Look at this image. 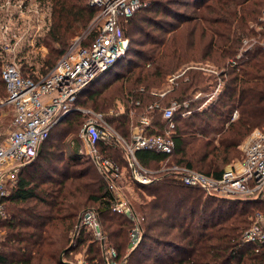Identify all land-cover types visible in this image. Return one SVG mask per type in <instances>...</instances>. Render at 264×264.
I'll list each match as a JSON object with an SVG mask.
<instances>
[{"label":"trees","instance_id":"16d2710c","mask_svg":"<svg viewBox=\"0 0 264 264\" xmlns=\"http://www.w3.org/2000/svg\"><path fill=\"white\" fill-rule=\"evenodd\" d=\"M43 1L50 9L43 39L49 50L43 63L51 67L72 37L88 26L96 8L88 0ZM147 1L158 7L163 18L150 22L137 15L148 9L145 4L122 26L129 37L126 53L136 60L127 61L123 56L114 61L110 70L125 67L127 71H116L105 82L103 76L94 80L77 96L75 104L101 113L127 139L130 110L136 115H150L151 129H162L165 122L161 111L147 108L158 100L151 90L177 72L181 64L199 56V63H210L221 70L223 88L218 97L197 109L198 104L193 105L188 93L197 85L206 91L203 84L167 92L160 99L163 106L172 100H187L193 111L187 116L180 112L174 115V147L170 154L138 149L135 156L145 167L168 160L220 177L223 165L237 157L242 139L254 128L264 131V51L260 44L264 41V0H193L197 13L192 17L172 11L171 0ZM143 22L154 25L161 34L145 30ZM176 22L186 25L178 28ZM135 33H141V38L133 39ZM245 38L257 41L245 47ZM131 41L137 46L132 48ZM238 54L236 63L231 64L229 59ZM121 78L114 94L100 98ZM0 88L6 95L1 73ZM117 97L124 103L123 111L113 109ZM235 109L238 116L231 120ZM83 121L82 113L70 112L51 128L36 156L20 169L0 219V264H66L81 249L88 264H104L99 241L82 224L77 225L89 202L95 204L116 258L121 260L126 253L132 222L112 210L113 194L101 173L93 170L94 161L72 149L80 146L78 133ZM68 135L67 142L56 139ZM68 148L71 150L67 152ZM99 148L119 165L126 164L122 148L102 142ZM136 186L140 199L137 211L142 216L140 240L121 264H264V245L256 249L242 238L252 212L261 207L257 201L207 195L165 173H159L149 184Z\"/></svg>","mask_w":264,"mask_h":264},{"label":"built area","instance_id":"2783aa9c","mask_svg":"<svg viewBox=\"0 0 264 264\" xmlns=\"http://www.w3.org/2000/svg\"><path fill=\"white\" fill-rule=\"evenodd\" d=\"M96 8V13L84 32L77 36L61 54L54 65L38 75H23L15 62H6L1 68V77L6 95L0 106L11 111L10 129L0 132V219L4 217L5 198L8 197L17 182L20 169L37 154L42 142L49 136L51 128L64 119L70 112H80L84 116L78 136L84 143V152L97 164L106 179L108 189L113 194L112 210L127 216L133 215L124 192L116 181L122 178L121 167L111 157L104 155L99 143L123 149L133 179L139 184L152 182L156 173H165L184 185L198 187L207 195L224 198H243L257 201L262 206L256 211L251 225L243 232V240L255 248L264 245V131L254 128L242 143V158L235 167L225 169L220 177H213L204 172L178 164L174 161L158 170H148L140 164L135 156L138 149H153L170 154L174 147V115L190 113L186 101L172 100L162 105L161 100L171 89H181L189 84V77L176 79L184 71L168 76L169 86L163 90H152L151 94L158 100L148 105V110L161 111L165 126L162 129H151V118L148 114L136 115L129 112L130 136L123 137L99 112L75 104L77 96L94 80L103 76L114 61L124 56L128 48V38L123 35V25L142 7V0H88ZM95 24V25H93ZM93 26L95 29L93 30ZM93 31L90 37V32ZM87 38V40H85ZM245 47L250 46L243 39ZM264 51V42L261 43ZM236 58L229 59L231 64ZM199 71L210 75L213 81L208 89V97L217 95L223 81L221 70L208 64L199 65ZM203 82V81H202ZM205 82V80H204ZM186 84V85H185ZM143 88H140L142 90ZM139 100L135 101V105ZM120 111L124 108L120 107ZM238 116L235 109L231 120ZM135 118V119H134ZM135 120L137 121L136 124ZM134 126V127H133ZM151 131V132H149ZM163 161V160H162ZM160 161V162H162ZM132 218V217H131ZM82 224L91 231L93 239L102 242L106 238L94 209L84 210L79 218ZM140 239V226L135 222L131 228L129 245L133 247ZM104 264H121L112 247L103 249ZM83 264H88L86 260Z\"/></svg>","mask_w":264,"mask_h":264},{"label":"rangeland","instance_id":"374dc122","mask_svg":"<svg viewBox=\"0 0 264 264\" xmlns=\"http://www.w3.org/2000/svg\"><path fill=\"white\" fill-rule=\"evenodd\" d=\"M142 2L143 3L145 2L147 7L148 6L149 7L146 10L144 9L143 12L142 11L139 12L137 15L149 18L150 20H148V21H150V22L153 20H160L161 17L163 18V16L160 14V11L156 10L158 7H153L152 4H150L147 0H144ZM193 3H194L193 0H171V2L169 3V6H170L172 11L178 13L179 15H183L186 17H192V16H195V14L197 13L196 9L192 5ZM137 15H135V17ZM167 19L169 21H171L170 17H168ZM90 22H89V24H90ZM49 23H50L49 5H48V3L44 2L43 0H0V70H1L4 63L15 62L19 66V68L21 69V73L24 76L29 75V74L38 75L39 73H43L49 67V65H45L43 63V60L47 57L48 50H49L48 47L43 42V39H44L46 32L48 30ZM93 25H95V24H93ZM141 25L145 30H148V31H150L152 33H156V34H161L160 31L154 27V25H149L146 22L141 23ZM177 25H178V28H182L186 24L183 22H178ZM92 29L94 30L95 27L93 26ZM84 31H85V29L82 30L81 32L78 31L72 37L69 44L77 36L81 35ZM86 32H84V34ZM123 34L125 36V31H123ZM131 36L133 39H135V38L140 39L141 33H135ZM245 39L247 40V44H251V45L253 43H256V41H257L255 39H253V41H249L250 39H247V38H245ZM85 40H87V38ZM263 42L264 41L260 42V44ZM136 44L137 43H135L133 41L130 42V46L132 48L137 46ZM124 56H125V59L127 61L128 60L129 61H132V60L135 61L136 60L135 57L131 54L126 53V54H124ZM125 63H126V61H125ZM205 64H210V63H205ZM199 65H203V63H199V56H196L195 61H191L188 63L181 64V66L179 67L177 72H175L174 74L180 73L182 71H184V73H187V74L186 75L182 74L181 76H179L176 79V81H181V80H184L186 77H189V80H188L189 84L188 85L185 84L186 86H189V85L194 86V83L199 84ZM116 71L124 73L127 71V69L125 67L113 68L111 70L109 69L106 73H104V75H103L104 78L102 81L105 82ZM169 76H170V74H169ZM167 78H168V76L165 77L164 81L161 84H159L158 86H156L152 90H163V89L167 88L170 84L168 82ZM164 82H165V84H164ZM121 83H122V78L120 80L114 81V83H112L110 86H108L103 91L100 98L114 94L113 93L114 90ZM157 87H159V88H157ZM188 94H189V98L191 99L193 105L198 104L196 108L200 109L201 106L202 107L206 106L212 100H215L218 97L219 93L217 95L213 96L212 98H210L209 101H207L206 99L208 98L207 97L208 92L207 91H199V85H197V88L190 89ZM4 96H5L4 88H2V90L0 88V102L4 98ZM119 100H120L119 97H117L116 98V105L113 109H116V108L118 110L120 109ZM185 101L188 103L187 108H188V110H190V113H191L193 111V107L191 106L192 104L190 103V101H187V100H185ZM89 106L92 107V105H89ZM93 107L95 108V105H93ZM98 107H99V109H104L101 106H98ZM84 108H88V107L84 106ZM88 109L93 110L92 108H88ZM93 111H95V110H93ZM110 111H112V109ZM95 112H97V111H95ZM11 116H12L11 111L8 107H6V106L1 107L0 106V132L2 134L8 132V130L10 129L9 119L11 118ZM116 131L119 132L118 130H116ZM119 133L121 134V132H119ZM246 137H244L239 144V147H238L239 153H238L237 157L230 159V161L227 164L223 165V171L225 169H228L229 167H232V168L235 167L240 162V160L242 158L241 146H242V143L244 142ZM56 139L58 141L63 139V140H65V142H67L68 140H70V135H68L67 137H60L59 136V137H56ZM79 141H80V146L79 147L72 146V149H77V150L80 149V150H82V152H84V147H85L84 143L80 138H79ZM52 142L44 144V147H46V148L49 147L51 144H53ZM70 150L71 149L68 148L67 152ZM79 154L87 156L90 159V161H92V159L90 158L89 155H87L85 153H79ZM61 162H59V164H61ZM169 163H170V161L164 160V161L160 162L156 167L150 166V167H146V168L148 170H151V171L152 170H158L161 166H164V165L167 166ZM93 166H94L93 170L94 171L96 170L97 172L101 173V175L103 176V174L99 170L97 164L93 162ZM121 167H126V168H124L121 172L122 178L116 182H117V185L120 186V189H122V191L124 192V195H125L126 199L128 200V204L130 205V208L132 210L133 215H131V216L125 215L132 222V226H131V228H132L134 226L135 222H137L140 225L141 220H142V216H141L140 212L137 211V205L140 202V199L138 197V189L136 186L137 184L138 185H142V184L137 183L133 179L129 168L127 167V164H124ZM158 174L159 173H156L155 175H153V177L156 176L154 178H157ZM103 178L106 181L104 176H103ZM106 184H107V182H106ZM147 184H149V183H147ZM144 185H146V184H144ZM227 199H243V198H227ZM90 208L95 209V204L92 202H89L88 207H86L82 211L90 209ZM261 209H262V206L260 208H256V210H254L252 212L251 216L249 217V219H250L249 225H251L252 220L254 219V215L256 214V211L261 210ZM82 211H81V213H82ZM100 226L102 228L101 224H100ZM103 231L105 232V235H106V238L104 241L105 245H102V242L99 241V243L101 244V247H103L102 248V254L104 252L103 249L106 247H112L115 250V247L110 242L107 243V239L109 237L108 232L105 229H103ZM130 232H131V230H129V236H130ZM96 241H98V240H96ZM134 246L130 247L129 242L127 243L126 249H125L126 253L121 258V260H119L120 262H124V261L126 262V254L129 253V251L131 249H133ZM82 250L83 249H81L78 252H75V254L72 255V258L70 260L71 263L83 264V261L85 260L86 256L84 254V251H82Z\"/></svg>","mask_w":264,"mask_h":264},{"label":"crops","instance_id":"0c3cea01","mask_svg":"<svg viewBox=\"0 0 264 264\" xmlns=\"http://www.w3.org/2000/svg\"><path fill=\"white\" fill-rule=\"evenodd\" d=\"M204 80H205V82H204ZM203 81V82H202ZM212 81H213V78L210 76V75H207V74H203L202 72H200L199 71V83L202 85H204L205 87H206V91H208V89L210 88V85H211V83H212ZM173 90V89H172ZM152 91V90H151ZM169 91H171V89L169 90ZM168 91V92H169ZM199 91H202L200 88H199ZM208 97V96H207ZM207 101H209L210 100V98L208 97L207 99H206ZM212 100V99H211ZM118 101V100H117ZM116 103V102H115ZM206 103V102H205ZM119 104H120V107L122 108V107H124V103L121 101V100H119ZM200 108H202V106L200 107ZM12 115V114H11ZM138 116V115H137ZM135 119V118H134ZM10 121H11V118L9 119V126H10ZM136 120H135V123L134 124H136ZM134 127V126H133Z\"/></svg>","mask_w":264,"mask_h":264},{"label":"water","instance_id":"95a60500","mask_svg":"<svg viewBox=\"0 0 264 264\" xmlns=\"http://www.w3.org/2000/svg\"><path fill=\"white\" fill-rule=\"evenodd\" d=\"M79 224V220H78V222H77V225ZM62 257V256H61ZM66 264H73V263H71V262H67L66 261Z\"/></svg>","mask_w":264,"mask_h":264}]
</instances>
